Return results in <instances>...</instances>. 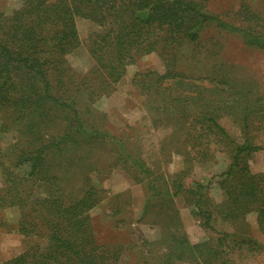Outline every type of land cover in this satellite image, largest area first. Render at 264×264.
Segmentation results:
<instances>
[{
    "label": "trees",
    "instance_id": "16d2710c",
    "mask_svg": "<svg viewBox=\"0 0 264 264\" xmlns=\"http://www.w3.org/2000/svg\"><path fill=\"white\" fill-rule=\"evenodd\" d=\"M17 2L10 14L0 12V208L17 207L19 232L37 241L3 264H124L128 247L100 244L90 215L107 198L101 184L112 170L144 184L148 194L143 213L159 205L170 216L162 223L165 263L241 264V255L264 249L245 225L232 231L224 227L255 212L264 231V171L254 172L249 165V157L264 145L253 141L250 110L241 106L239 135L223 125L225 113L215 104L190 113L185 108L190 100L211 103L228 95L220 97L216 89L196 84L197 92L186 95L179 85L186 90L182 78L187 72L178 62L188 50L199 60L202 45L197 44L206 29L236 33L264 51V16L245 4L228 19L212 12L209 0ZM78 18L99 27L85 42ZM81 45L93 60L85 72L69 58ZM151 53L163 60L164 71L137 73L133 84L151 103L157 115L153 123L173 121V133H180L183 145L200 160L215 151L227 152L228 167L217 179L186 184L180 177L172 187H163L124 138L92 121V106L116 89L129 65ZM208 92L215 94L206 98ZM99 150L108 155L105 163L95 159ZM38 183L44 185L42 195ZM215 185L222 192L220 201L212 196ZM176 201L192 207L203 227L215 233L213 239L193 243L176 230ZM115 208L120 209L118 203Z\"/></svg>",
    "mask_w": 264,
    "mask_h": 264
},
{
    "label": "rangeland",
    "instance_id": "374dc122",
    "mask_svg": "<svg viewBox=\"0 0 264 264\" xmlns=\"http://www.w3.org/2000/svg\"><path fill=\"white\" fill-rule=\"evenodd\" d=\"M245 4L264 16V0H209L208 8L228 19H234L235 12ZM17 5V0H0V12L10 14ZM76 22L84 42L89 34L99 29L96 24L84 18H78ZM197 45H202V48L197 49V54L201 55L198 61H195L190 50L179 57V67L187 72L182 78L187 83L186 90L179 85L180 90L186 95L195 94L197 87L196 90L193 89L196 84L202 86V89L212 87L220 97L228 95V99L214 98L211 103L203 98L200 101L190 100L185 108L190 113L199 112L210 109L206 108L207 105L215 104L221 113H225L221 120L223 125L239 135L241 106H248L253 141L264 145V51L249 46L236 33H218L214 29H206L202 41ZM69 58L78 71L85 72L93 65L85 45L71 53ZM147 71H164L163 60L156 53L140 56L134 64L128 66L126 74L116 84V89L92 106L89 113L92 121L124 138L133 152L140 155L152 168L153 176L159 179L163 187H172L173 182L180 177L185 179L186 184L194 180L206 183L212 178L217 179L228 167V153L215 151L214 156L212 153V156H205L200 160V157L194 156L193 150L187 148L188 144L187 147L183 145L180 133H173V121L153 123L157 115L151 110V103L133 84L135 74ZM220 79L228 83L225 84ZM229 87L230 90L233 89L230 94L227 91ZM239 92L245 93L241 96ZM213 94L215 93L208 92L206 98ZM107 156L105 150H99L95 159L97 163H105ZM249 165L254 172L264 171V150L253 152L249 157ZM1 180L0 176V186ZM131 181L125 171L112 170L110 177L101 184L107 189V198L90 211L97 241L100 244L128 247L129 250L126 249L127 253L124 254V264L126 258L129 264H189L187 260L165 263L167 247L162 242V237L166 227L162 223L165 224L166 219L170 220V216L159 205H151L143 213L148 192L143 183ZM35 187H39L36 190L42 195L41 188L44 185L38 183ZM211 192L217 201L221 200L222 192L218 185ZM116 193L117 198L114 197ZM117 203L120 209L115 211ZM173 207L179 211L180 225L176 230L185 233L193 243L213 239L215 233L203 227L189 204L176 201ZM19 216L17 207L0 208V264L26 251L37 241L36 238L23 236L19 232ZM170 225L175 228V224ZM242 225L264 247V231L258 225L256 213L247 214L244 220L224 223V227L231 231L234 230L233 227ZM238 262L264 264V249L253 254H243Z\"/></svg>",
    "mask_w": 264,
    "mask_h": 264
}]
</instances>
